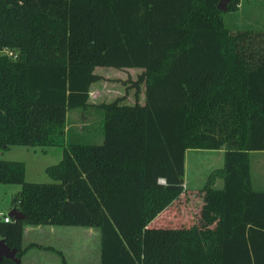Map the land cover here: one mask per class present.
<instances>
[{
	"label": "trees",
	"instance_id": "obj_1",
	"mask_svg": "<svg viewBox=\"0 0 264 264\" xmlns=\"http://www.w3.org/2000/svg\"><path fill=\"white\" fill-rule=\"evenodd\" d=\"M217 3L0 0V51L17 53L0 54V151L62 148L47 183L0 159V184L20 185L11 208L24 214L0 218V238L19 258L25 226L57 225L98 229L99 264H264V190L249 159L264 150V29L231 35ZM98 67L139 68L135 101L90 102ZM73 109L101 121L100 142L67 126ZM190 149L223 150L195 197L183 188Z\"/></svg>",
	"mask_w": 264,
	"mask_h": 264
},
{
	"label": "rangeland",
	"instance_id": "obj_2",
	"mask_svg": "<svg viewBox=\"0 0 264 264\" xmlns=\"http://www.w3.org/2000/svg\"><path fill=\"white\" fill-rule=\"evenodd\" d=\"M238 8L234 11L223 12V20L231 35H235L240 31L245 30H262L264 29V0H239ZM0 54H7L4 50ZM13 54L17 53L13 51ZM95 72L100 74L102 78L97 81L98 85L102 87V98L100 101L108 102L118 95L125 94V102L133 103L135 100L134 88H129L130 81L137 79L140 73L139 68L115 69L112 67H98ZM124 80L126 82H124ZM138 99L143 98L144 85L141 84ZM95 95L91 93V97ZM93 99V98H91ZM95 99V98H94ZM85 110L73 109L68 111L67 121L69 124H74L72 119L81 118V112ZM98 123L94 126L96 127ZM74 127L73 125H71ZM75 128V127H74ZM96 132V128L91 129L90 133ZM87 135V132H84ZM96 142H100L96 141ZM45 150V151H43ZM212 152V151H210ZM208 150H187L185 154V172L184 185L196 187L195 190L201 189L207 182L208 174L216 169L222 167L221 157H214ZM62 156L61 147H27V146H10L6 150L0 151V159L6 160H20L25 164V180L35 183L52 182L51 177L46 174L45 168L47 166L56 164ZM217 177L213 186L219 182ZM212 186V187H213ZM20 187L18 184H0V210L7 214L11 207V198L16 190ZM29 227V226H28ZM33 226H31L32 229ZM48 229V227H45ZM44 229V228H43ZM62 230L61 240L66 244L64 248L67 252H73V257H67L66 260L71 264H94L89 261L85 251L98 252L99 249V235L96 233L92 237H87V228L83 226H58ZM28 230V229H27ZM47 232V230H45ZM72 231H76L72 234ZM45 236V237H44ZM32 240H37L45 245H54L50 240L48 233H43L41 230L29 231L23 241V247L28 250L24 255V261L30 260L32 256L34 261L40 263H58L61 262V255L50 250L40 249L37 247L28 246ZM87 244L85 247L83 244ZM86 249V250H85ZM84 251V253H83ZM31 257V258H32Z\"/></svg>",
	"mask_w": 264,
	"mask_h": 264
},
{
	"label": "crops",
	"instance_id": "obj_3",
	"mask_svg": "<svg viewBox=\"0 0 264 264\" xmlns=\"http://www.w3.org/2000/svg\"><path fill=\"white\" fill-rule=\"evenodd\" d=\"M128 69L130 70V68H128ZM101 89H102L101 85H98L97 82H95V83H93L91 85V90H90V93H89L90 102H92V103H101L102 102V101H100V98H102L101 97L102 96V94H101L102 90ZM91 93H94L95 95H93V96H95V97H91ZM91 98H93V99H91ZM144 99H145V96L143 94V98L140 99V100L138 99V101L140 103H142V102H144ZM72 121L74 122V124H69L68 123L67 126L73 125L77 132H83L84 133L86 131L87 134H97L98 135V140L102 139V135H101L102 134L101 133L102 132V125H101V121H99L98 119H96V120L92 119L91 116L88 115L87 117L72 119ZM97 123H98V125L96 127H94ZM93 128H96V132L90 133L91 129H93ZM43 151H45V150H43ZM210 151H212V152H210ZM208 152H210L212 154V155H210V157H211L210 159L211 160L214 157L218 156V158L221 157L220 160H222V164H223V150L222 149H219V150H208ZM185 154H186V152H185ZM249 159H250V174H251L252 186H253V188H255L257 190H264V150L251 151L250 155H249ZM184 166H185V161H184ZM184 172H185V167H184ZM221 187H222V180L220 179L219 182H217L216 185H214L212 187V189H214L212 191L219 193L221 191ZM183 188L191 191L190 193H192L193 197H195L197 195L198 190H195L196 187L186 186L183 183ZM19 189H20V187L16 190V192L19 191ZM158 194L159 193L153 192L151 194V196L152 195H153L152 197L158 196ZM186 198H188V195H187ZM155 204H158V203L156 202ZM10 209H11V207L9 208V210ZM0 212L3 213L2 210H0ZM187 218H188L187 221L190 222L189 218H192V217H187ZM212 218H215V221L217 220L216 216L208 217V219H207L208 221L204 224V226H206V225L210 226V224L213 225L215 221H212ZM184 220H186V219H184ZM192 221H195V220L192 219ZM31 226H33V225H27V226L24 227L23 238H22V248H26V247H23V241H24V239L26 237V233L27 232H29V231L31 232V231H34V230H41V232L49 234L50 240L52 241V243H54V245H49V244L45 245V244H43V243H41V242H39L37 240H32L30 242V244H34L35 243V244H40L43 247H50L49 249L40 248V247H37V248L50 250V251H53V252H57L58 254L61 253L65 260H66L65 254L67 255V257H73L72 256L73 252H67V250L64 248V246H67V245L65 243L64 244L62 243L61 234L63 232H62V230L58 229L57 225H37V226H33L32 229H31ZM45 227H48V229H46ZM86 228H87V232H86L87 233V237H92L96 233H98V235H99V249H98V252L94 253V251H89L87 253V251H85L86 256H87L89 261H92L94 264H99V262H100V234H99V230L96 229V228H93V227H86ZM45 230H47V232ZM71 233L75 234L76 231H72ZM83 245L85 247L87 244L85 243ZM31 247H36V246H31ZM27 250H28V248H26L24 250V252H23V254H22L21 258H20L21 261L23 263H40V262L34 261L33 259H35V258H33L32 256H31L32 258L31 257L29 258L30 260L24 261V255L27 252ZM83 253H84V251H83ZM66 262L69 263L67 260H66ZM58 263H60V262H58ZM58 263H50V264H58ZM69 264H71V263H69Z\"/></svg>",
	"mask_w": 264,
	"mask_h": 264
},
{
	"label": "water",
	"instance_id": "obj_4",
	"mask_svg": "<svg viewBox=\"0 0 264 264\" xmlns=\"http://www.w3.org/2000/svg\"><path fill=\"white\" fill-rule=\"evenodd\" d=\"M231 0H218L216 5L219 11L225 12L228 8V3ZM7 216L11 219H24V214L21 213L16 208H11L7 212ZM3 258H8L14 261L16 264H20L21 259L18 257V249L16 248H9L8 245L5 243L4 239L0 238V261Z\"/></svg>",
	"mask_w": 264,
	"mask_h": 264
},
{
	"label": "built area",
	"instance_id": "obj_5",
	"mask_svg": "<svg viewBox=\"0 0 264 264\" xmlns=\"http://www.w3.org/2000/svg\"><path fill=\"white\" fill-rule=\"evenodd\" d=\"M7 54H9L10 56H15L14 54H13V51L12 50H9V49H5L4 50ZM159 182L160 183H165V181H164V179L163 178H160L159 179ZM0 218H2L4 221H9V220H11V218H9L8 216H7V214H4V213H2V212H0Z\"/></svg>",
	"mask_w": 264,
	"mask_h": 264
}]
</instances>
